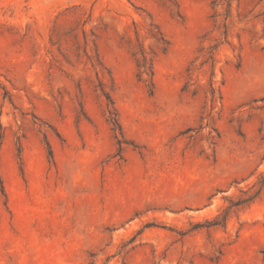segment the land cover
I'll return each instance as SVG.
<instances>
[{
  "label": "rangeland",
  "instance_id": "rangeland-1",
  "mask_svg": "<svg viewBox=\"0 0 264 264\" xmlns=\"http://www.w3.org/2000/svg\"><path fill=\"white\" fill-rule=\"evenodd\" d=\"M0 176V264H264V0H0Z\"/></svg>",
  "mask_w": 264,
  "mask_h": 264
},
{
  "label": "trees",
  "instance_id": "trees-1",
  "mask_svg": "<svg viewBox=\"0 0 264 264\" xmlns=\"http://www.w3.org/2000/svg\"><path fill=\"white\" fill-rule=\"evenodd\" d=\"M143 73H148V69L145 68V69L143 70ZM151 74H153V71H152V70H151ZM113 122H114V124H115L116 126H119V128H120V123H119V120H118L117 118H113ZM50 152H51V154H52V150H50ZM262 187H264V180H263V182H262ZM0 191H1L2 193H4V184H3V180H2V178H1V176H0Z\"/></svg>",
  "mask_w": 264,
  "mask_h": 264
}]
</instances>
